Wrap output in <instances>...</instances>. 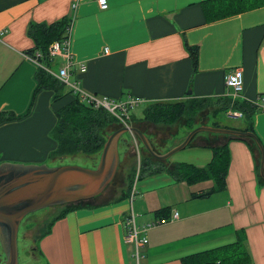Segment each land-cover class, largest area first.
<instances>
[{
  "label": "crops",
  "instance_id": "obj_1",
  "mask_svg": "<svg viewBox=\"0 0 264 264\" xmlns=\"http://www.w3.org/2000/svg\"><path fill=\"white\" fill-rule=\"evenodd\" d=\"M205 1L108 0L109 8L101 10L97 0H0V110L24 115L31 108L39 65L27 58L36 49L29 27L63 19L71 20L69 40L75 61L69 81L86 92L115 101L139 98L140 105L191 97L261 103L264 8L206 24ZM186 43L199 46L195 74ZM62 63L61 58L54 59L52 69L57 72ZM237 69L243 71L244 90L235 98L225 78ZM52 96L41 92L28 117L0 126L1 163H46L57 148L50 138L55 111L74 100L69 95L53 105ZM227 120L239 124L241 119ZM255 131L264 147V110L255 117ZM200 134L166 166L205 167L213 159L212 148L228 144L226 190L192 199L193 192L208 190L212 184L189 185L163 173L144 179L138 199L131 202L126 193L109 201L104 192L69 205L75 209L36 240L45 264H136L134 249L125 242V220L131 210L140 227L175 211L180 214L179 220L142 234L148 238L141 250L143 264H183L187 257L238 241L245 244L248 264H264L260 150L223 135ZM128 149L119 146L120 159ZM130 149L134 155V147Z\"/></svg>",
  "mask_w": 264,
  "mask_h": 264
},
{
  "label": "trees",
  "instance_id": "obj_2",
  "mask_svg": "<svg viewBox=\"0 0 264 264\" xmlns=\"http://www.w3.org/2000/svg\"><path fill=\"white\" fill-rule=\"evenodd\" d=\"M260 8H264V0H207L202 3L206 24H212ZM70 21L69 19H63L50 25L32 24L29 27V36L36 44V49L29 52V54L33 57H36V53L41 54L38 59L40 66L35 73L37 87L34 91L31 108L24 115H18L13 111L0 110V126L21 121L28 117L31 114L36 97L43 91L53 94L51 99V104L53 105L72 95L74 98L72 102L55 111L56 124L50 133V138L57 143V148L50 153L49 159L62 160L76 157L96 159L101 156L108 137L120 129L110 133V129L119 125L120 121L106 110H97L82 103L77 94L75 95L72 91L67 90V86L62 81L46 70H53L54 58L49 56V47L54 42H64L69 38ZM186 47L192 61L193 73L195 74L199 63V46H192L186 43ZM216 100L213 98L191 97L184 101L156 102L150 104L139 119L131 111L130 119L134 116V121L137 122L172 125L185 118L192 131L200 127L197 125L193 127L194 117L196 118L199 113L208 109L211 106V101ZM219 102L222 103L219 107L220 109L214 112L213 121L209 126L252 133L259 139L255 131V117L260 112L258 106L251 102L233 101L229 98H220ZM228 110L239 111L243 114V118L238 122L239 124L225 120L224 114ZM213 135L220 136L218 134ZM225 137H228L230 141H244L253 150L254 147L258 148L255 141L250 137ZM212 151L213 159L205 167L179 164L174 170H170L165 162L147 158L144 163L143 161L141 162V170L144 166V172H148L149 175L165 173L177 182H185L189 185L211 182L212 187L210 189L191 194L192 199L209 198L217 192L226 190V180L231 163L228 144L213 147ZM73 209L75 208L69 205L63 206L62 211L50 222L44 234L50 233L53 223L65 217ZM249 262L250 258L245 244L241 241L234 245L195 254L183 260V264H248Z\"/></svg>",
  "mask_w": 264,
  "mask_h": 264
},
{
  "label": "water",
  "instance_id": "obj_3",
  "mask_svg": "<svg viewBox=\"0 0 264 264\" xmlns=\"http://www.w3.org/2000/svg\"><path fill=\"white\" fill-rule=\"evenodd\" d=\"M127 133L136 135L150 156L160 162L187 148L200 133L250 137L261 153L259 173L264 180V147L254 134L207 125L192 130L179 145L164 154L155 151L150 139L139 128H120L108 137L99 163L93 169L74 165L49 167L45 164L4 162L0 164V244L6 256L5 264H20L19 231L28 215L88 201L107 190L118 173L121 164L119 143Z\"/></svg>",
  "mask_w": 264,
  "mask_h": 264
},
{
  "label": "rangeland",
  "instance_id": "obj_4",
  "mask_svg": "<svg viewBox=\"0 0 264 264\" xmlns=\"http://www.w3.org/2000/svg\"><path fill=\"white\" fill-rule=\"evenodd\" d=\"M67 90H69L68 87ZM219 101L220 99H217L216 101H211V106H209L208 109H205L202 113H199L196 118L194 117L193 127H195L196 125L209 126L213 121L214 112L220 109L219 107L222 103ZM148 106L149 104L139 105L138 107L133 109L132 112L136 117L141 118L145 109ZM130 120L128 121L127 125L129 127H137L145 135H147V137L152 142L155 151H157V153L159 154H164L173 147L179 145L191 132L189 128V123L185 118L179 120L178 122L172 125H155L147 122L136 121L134 123H131ZM225 120L228 121L226 118ZM119 123V125L114 126L110 129V133H112L116 129L127 127L121 122ZM200 135L207 134L201 133ZM120 145L122 147H129V149L127 152H125L126 155H123L116 178L114 182L105 191V195L108 197L106 199L110 201L114 200L116 196L126 193L128 196V201L131 202L132 198L138 199L141 182L149 176L148 172H144V166L141 170V162L143 161L144 163L147 158L153 160L155 159L150 156V154L144 148L143 144L140 142L139 138L134 134L127 133L123 135L120 139L119 146ZM130 147H134V155L131 151L133 148L130 149ZM184 151L182 150L176 153L174 156H172V159L176 155H183L182 153H185ZM99 160L100 156H98L96 159H91L87 157L65 158L62 160L47 159L45 165L49 167L74 165L83 168L93 169L98 165ZM167 162L168 160L165 161V163ZM209 184L212 183L207 182V185ZM62 209L63 206H60V208H48L37 213L30 214L24 219L20 226L18 238L20 264H45L38 250L36 249V240H38L40 236H42L46 232L50 222L54 219L57 214L62 211ZM5 263L6 256L0 244V264Z\"/></svg>",
  "mask_w": 264,
  "mask_h": 264
},
{
  "label": "built area",
  "instance_id": "obj_5",
  "mask_svg": "<svg viewBox=\"0 0 264 264\" xmlns=\"http://www.w3.org/2000/svg\"><path fill=\"white\" fill-rule=\"evenodd\" d=\"M99 8L101 10H107L109 8L108 0H97ZM76 8V5L74 6ZM36 57L28 54L27 58L32 59L40 66L38 59L41 57V54L36 53ZM49 56L51 58H61L63 60L62 65L59 67L58 71L55 72L50 69H46L49 73L54 75L57 79L62 81L73 94H77L80 101L85 103L94 109L106 110L113 116H115L122 124L129 127L128 121L130 120V112L138 107L142 100L139 98H130L127 101H115L108 97H100L94 95L92 93L86 92L82 90L78 85L71 84L69 78L71 77V69L74 66V57L70 47L69 38L64 42H54L49 47ZM81 72H86V67L82 66ZM226 87L231 89L234 93V97H238L242 94L244 90V74L243 71L237 69L232 73L228 74L225 78ZM261 103H253L259 107L260 110H264V96L259 98ZM227 119L230 120H240L243 118V114L239 111L228 110L225 114ZM180 219L179 212L175 211L171 217L162 218L154 223L148 224L144 227H140L136 222V215L134 211L131 210L128 217L125 220V242L127 245H130L134 249V258L136 260V264L142 263V248L148 244L147 236H142L143 233H147L149 230L153 228H157L163 225H167L171 222L177 221Z\"/></svg>",
  "mask_w": 264,
  "mask_h": 264
}]
</instances>
